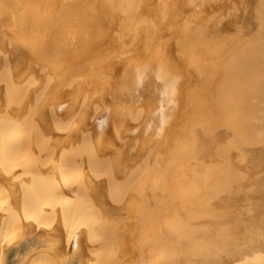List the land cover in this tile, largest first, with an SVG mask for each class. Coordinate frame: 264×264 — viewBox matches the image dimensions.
<instances>
[{
  "label": "bare ground",
  "instance_id": "6f19581e",
  "mask_svg": "<svg viewBox=\"0 0 264 264\" xmlns=\"http://www.w3.org/2000/svg\"><path fill=\"white\" fill-rule=\"evenodd\" d=\"M0 264H264V0H0Z\"/></svg>",
  "mask_w": 264,
  "mask_h": 264
}]
</instances>
